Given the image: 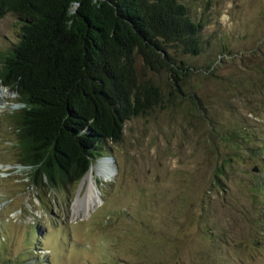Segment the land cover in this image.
I'll return each instance as SVG.
<instances>
[{
  "label": "rangeland",
  "instance_id": "obj_1",
  "mask_svg": "<svg viewBox=\"0 0 264 264\" xmlns=\"http://www.w3.org/2000/svg\"><path fill=\"white\" fill-rule=\"evenodd\" d=\"M185 2L203 25V52L183 56L200 106L148 72L165 100L105 143L94 163L114 173L98 171L88 213L74 209L84 177L41 186L18 161L22 104L0 80V264H264V0ZM21 27L14 12L0 18V57Z\"/></svg>",
  "mask_w": 264,
  "mask_h": 264
},
{
  "label": "trees",
  "instance_id": "obj_2",
  "mask_svg": "<svg viewBox=\"0 0 264 264\" xmlns=\"http://www.w3.org/2000/svg\"><path fill=\"white\" fill-rule=\"evenodd\" d=\"M9 11L22 27L1 54L0 80L22 104L13 113L18 161L34 168L38 185L80 182L105 143L123 138L126 121L164 102L148 72L166 71L174 93L194 101L184 90L194 67L183 56L203 52V25L185 0H0V18Z\"/></svg>",
  "mask_w": 264,
  "mask_h": 264
},
{
  "label": "bare ground",
  "instance_id": "obj_3",
  "mask_svg": "<svg viewBox=\"0 0 264 264\" xmlns=\"http://www.w3.org/2000/svg\"><path fill=\"white\" fill-rule=\"evenodd\" d=\"M2 94L4 92H1ZM100 171L106 176L113 175V167L111 163L107 160L101 163H93L89 171L84 176L82 181V188L87 185V192L85 195H78L76 201L74 202V209L76 213L90 212L94 207H96L101 201L100 189L96 183L97 173Z\"/></svg>",
  "mask_w": 264,
  "mask_h": 264
}]
</instances>
